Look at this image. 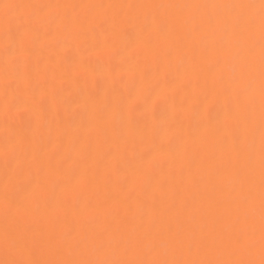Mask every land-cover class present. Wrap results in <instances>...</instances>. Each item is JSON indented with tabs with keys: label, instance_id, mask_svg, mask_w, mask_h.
Listing matches in <instances>:
<instances>
[{
	"label": "snow or ice",
	"instance_id": "snow-or-ice-1",
	"mask_svg": "<svg viewBox=\"0 0 264 264\" xmlns=\"http://www.w3.org/2000/svg\"><path fill=\"white\" fill-rule=\"evenodd\" d=\"M106 8L103 15L89 17L79 15L76 9ZM171 9L168 15L156 12L132 16L126 9ZM72 10V11H69ZM0 25L4 28L3 54L5 63L6 136L0 145V164L3 167V224L0 226V249L4 258L0 264H264V0H235L230 3H183L144 5H75L44 2L0 3ZM132 31L125 35L128 27ZM90 30L92 38L80 42L88 51L100 46L111 48L110 41L119 37L125 48L142 42L153 56L158 71L164 74L163 84L168 82L172 65L177 71L182 67L187 78L198 74L206 55L216 57L217 69L209 73L212 82L210 91L223 95L226 111L221 123L210 130V142L200 147L204 158L200 168H213L217 159V145L226 147L219 160L225 171L233 178L232 198L226 209L231 220L227 227L210 226L199 232L190 227L173 229L171 223L161 224L153 231L144 223L128 230L130 218L118 215L114 221L107 219L108 202L113 199L119 207L128 208L133 202L137 212L144 208L138 194L146 182L154 179L155 153L162 152L166 145L156 143V129L145 124L139 132L132 127V112L136 108L147 110L154 92L151 86L128 97L118 94V73L121 66L109 64L92 65L80 62L77 69L82 74L89 71L101 74L111 90L101 102L96 94L89 92L85 110L86 121L79 129L68 132L55 131L57 145L70 136L80 171L66 169L62 161L52 164L53 153L46 150L51 142V129L45 133L42 126L30 122L26 131H19L11 121L21 109L36 107L40 112L46 108L45 99L58 102L54 81L55 72L49 76V67H41L39 58L33 62L35 52L52 51L64 45L61 36L77 39L82 32ZM104 39L100 40L99 37ZM201 44L203 48L199 47ZM257 45L259 49L257 70ZM172 57L161 62L160 53ZM227 69V72L225 71ZM127 72L135 82L139 66L131 58L127 60ZM258 72V86H257ZM146 75V74H145ZM161 84L157 80L156 87ZM9 90H12L9 95ZM201 92L208 89H201ZM38 93H43L37 102ZM166 95V93H165ZM199 95V93H197ZM259 102V217L257 221V194L255 184L254 139L257 131L256 104ZM183 101L180 107L183 106ZM128 117L127 132L116 133L109 155L114 150L126 154L130 144L151 139L152 144L142 150L140 163L131 169L130 175L110 187L111 162H106L107 174L103 181L89 179L87 161L94 148L99 147L98 133L104 122H114L117 115ZM179 116V111L174 119ZM199 150V149H198ZM180 158L193 165L187 146L178 151ZM175 173L170 171L168 177ZM103 186L104 199H99ZM198 179L189 175L183 186L170 183L169 178L157 180L154 187L160 192V205L148 210L147 223L155 224L164 215L174 216L175 197L189 185L198 188ZM60 189L55 204L50 191ZM25 193L20 196V192ZM85 192H95L97 199H87L76 210L80 217L81 230L73 234L64 229L59 235L57 225L60 213L67 214L66 205L71 199H79ZM42 205L44 207L42 208ZM105 208V218L96 227H90L94 218L89 211ZM258 233V235H257Z\"/></svg>",
	"mask_w": 264,
	"mask_h": 264
},
{
	"label": "bare ground",
	"instance_id": "bare-ground-1",
	"mask_svg": "<svg viewBox=\"0 0 264 264\" xmlns=\"http://www.w3.org/2000/svg\"><path fill=\"white\" fill-rule=\"evenodd\" d=\"M21 2H44L53 4H87V5H144V4H183V3H230L235 0H0V3H21ZM258 2V0H256ZM72 11V10H69ZM109 11L106 8H90L76 9L75 12L79 15H87L95 17L103 15ZM133 17L137 14L144 15L145 13H153L163 16L170 14L171 9H142L133 8L126 9ZM129 26L125 35L131 32ZM92 32L85 30L77 39H72L68 36H61L65 41L64 45L54 49L51 53L53 60L49 61L48 51H37L33 55V62L39 58L41 67L48 65L49 76L55 72L57 79L54 81L57 93L58 102L53 103L51 98L45 99L46 108L40 112L36 107L29 109H21L18 114H13L14 119L11 121L19 131H26L29 123L33 126L39 123L42 130L47 133L49 129L53 132L51 142L46 144V150L53 153L52 164L55 166L57 160H61L63 167L66 169H75L80 171L83 165L77 163L75 159V150L72 148L71 137L65 136L62 145H57L55 140V131L62 129L69 133L79 129L82 122L87 119L85 104L87 102L88 93L96 94L98 99L103 102L107 95L111 99V90L105 84L98 72L89 71L86 75L77 71L80 62L90 63L92 65L101 64L103 67L111 65L121 66V71L118 73L119 83L117 86L118 94L124 98L128 97L129 88H133V95L142 91L144 86H151L155 90L148 102L147 110L136 108L133 110L132 127L137 132L143 129L145 124L150 128H155L156 143L163 142L166 149L162 152L155 153L156 168L154 179L151 182H146L141 189H138L144 212L138 213L136 204L133 202L128 208L119 207L116 204V192L113 191V199L108 202L110 213L107 217L109 221H114L118 215L127 214L130 218L128 230L131 231L136 225L144 223L149 230H157L161 224L167 226L171 223L173 229L179 224L181 227H190L198 232L200 230L207 231L210 226L227 227L231 224V220L226 214V209L232 198L233 178L225 171V166L219 160L221 151L226 145H217L216 161L213 168H200L198 162L201 161L205 152L200 147L206 140L210 142L209 134L213 126L221 123L226 111L225 100L223 95H215L210 91L212 82L208 78L209 73L217 69L216 57L214 55H206L205 60L201 64V70L198 74L190 75L187 78L184 75L183 68L177 71L175 63L172 65L171 74L168 76V82L163 84L164 74L158 71L157 65L153 61V56L145 49L142 42H138L135 46L125 48L119 37H114L110 41L111 48L118 49L117 52H112L110 49H105L99 45L84 51L80 46V42L89 41L92 38ZM100 40L104 37L100 36ZM4 28L0 25V145L3 144L7 134L5 128V112H4V76L5 63L3 54ZM199 47L203 48L201 44ZM258 55L259 49L257 45V70H258ZM131 58L139 66V71L136 74L135 82L130 79L127 72L123 68L127 67V60ZM161 62H166L172 57L164 52L160 53ZM227 72V69H225ZM146 74V75H145ZM157 80L161 81L159 87H156ZM258 86V72H257ZM201 89L208 91L201 92ZM12 90H9L11 95ZM166 93V95H165ZM199 93V95H197ZM44 94L38 93L36 100L39 102ZM183 101V106L180 103ZM179 111V116L174 119ZM256 123L257 131L254 139V156H255V184L257 194V221L259 217V102L257 98L256 104ZM129 128L128 117H116L114 122H104L98 133L99 147L94 148L87 161V170L90 180L103 181V178L108 172L106 162L110 161L112 168L111 185L120 184L126 175H130L131 169L140 163L142 150H147L151 147L152 140L146 139L143 144L137 139L136 144H130L126 154L121 155L114 150L111 154L109 149L113 144L116 133L127 132ZM187 146L190 159L194 162L191 167L185 163L178 151ZM199 149V150H198ZM175 174L168 177L169 172ZM195 176L198 179V188H193L191 185L187 187L180 195L176 196V211L174 216L170 217L167 214L162 219H158L155 224L147 223L148 210L155 204L160 205V192L154 187L157 180L169 178L170 183L183 186L185 179L189 176ZM3 191H4V176L3 167L0 164V226L3 224ZM20 196L25 193L21 191ZM60 194V189L50 191L51 202L55 204L57 196ZM87 199L95 201L97 194L95 192H85L81 194L79 199H71L66 205L67 214L63 211L60 213V222L57 225L58 235L64 230H71L73 234L81 230L80 217L76 214V210L83 206ZM99 199L103 200V186L101 183V192ZM44 205H42V208ZM106 209L101 207L89 211V216L94 218V222L90 227H96L105 218ZM258 235V233H257ZM4 258L2 249H0V259Z\"/></svg>",
	"mask_w": 264,
	"mask_h": 264
}]
</instances>
